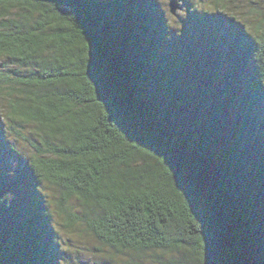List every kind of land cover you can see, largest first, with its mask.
I'll return each instance as SVG.
<instances>
[{
	"label": "trees",
	"instance_id": "16d2710c",
	"mask_svg": "<svg viewBox=\"0 0 264 264\" xmlns=\"http://www.w3.org/2000/svg\"><path fill=\"white\" fill-rule=\"evenodd\" d=\"M206 7L0 0V264H264V0Z\"/></svg>",
	"mask_w": 264,
	"mask_h": 264
},
{
	"label": "rangeland",
	"instance_id": "374dc122",
	"mask_svg": "<svg viewBox=\"0 0 264 264\" xmlns=\"http://www.w3.org/2000/svg\"><path fill=\"white\" fill-rule=\"evenodd\" d=\"M186 0L185 2H181V0H176L178 4V9L174 15L170 14L169 11V3L171 0H157V6L163 12L165 18H167L169 24L174 29L183 30V26L187 27L189 32L194 31V27L190 24V20L188 18L189 12H193V8H196L197 14L208 11L206 4L212 0ZM211 11V10H209ZM222 11V10H221ZM18 152V151H17ZM23 158V159H21ZM6 160V169L8 173L12 176V180L15 181L18 178V174L22 173L25 167L26 158L21 155L18 156L15 152H10L4 158ZM23 183V182H22ZM71 206L76 208V203L72 200L69 201ZM71 239L72 246L68 251V256L70 257V264H124L125 261L134 259L135 255H126L125 253L121 254L116 251H108L100 246L91 236L84 233L81 236L77 235ZM62 240H65L66 235H61ZM101 251L99 253L98 251ZM67 253V252H66ZM158 254V253H157ZM161 256L163 262H168L170 260V255L158 254ZM69 260V259H68Z\"/></svg>",
	"mask_w": 264,
	"mask_h": 264
},
{
	"label": "water",
	"instance_id": "95a60500",
	"mask_svg": "<svg viewBox=\"0 0 264 264\" xmlns=\"http://www.w3.org/2000/svg\"><path fill=\"white\" fill-rule=\"evenodd\" d=\"M178 9V4L176 2V0H171V2L169 3V11L171 15H174L176 13Z\"/></svg>",
	"mask_w": 264,
	"mask_h": 264
}]
</instances>
